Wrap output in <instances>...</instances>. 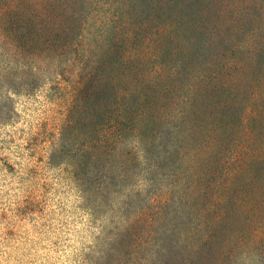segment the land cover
<instances>
[{"label": "trees", "instance_id": "obj_1", "mask_svg": "<svg viewBox=\"0 0 264 264\" xmlns=\"http://www.w3.org/2000/svg\"><path fill=\"white\" fill-rule=\"evenodd\" d=\"M38 96L94 264H264V0H0V131Z\"/></svg>", "mask_w": 264, "mask_h": 264}, {"label": "rangeland", "instance_id": "obj_2", "mask_svg": "<svg viewBox=\"0 0 264 264\" xmlns=\"http://www.w3.org/2000/svg\"><path fill=\"white\" fill-rule=\"evenodd\" d=\"M42 100L0 131V264H94L80 190L47 165L60 107Z\"/></svg>", "mask_w": 264, "mask_h": 264}]
</instances>
